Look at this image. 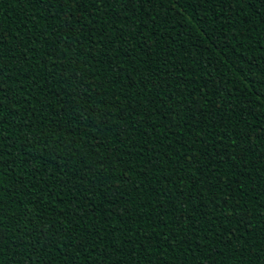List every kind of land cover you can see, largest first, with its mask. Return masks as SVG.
Wrapping results in <instances>:
<instances>
[{
	"label": "trees",
	"instance_id": "obj_1",
	"mask_svg": "<svg viewBox=\"0 0 264 264\" xmlns=\"http://www.w3.org/2000/svg\"><path fill=\"white\" fill-rule=\"evenodd\" d=\"M68 11H71L70 18L65 15ZM105 12L107 15H103ZM102 15L103 19L100 18ZM117 16L122 18L114 19ZM163 18H167V23L162 22ZM66 19L72 31L78 27L71 23L76 19L93 31L86 28L72 36L68 29L61 28ZM122 27L127 28L124 33L126 43L113 39L107 47L102 42L93 47V41H103L113 33L119 35ZM0 31L8 48L14 50L6 49L0 59L4 73L0 85L17 101L9 103L5 100V111L0 119L9 121V124L0 131V136H6V143L15 140L16 144L37 134L43 137L28 147L30 155L38 157L32 162L37 168L32 183L19 165L13 166V175L6 159V166L0 168V184L8 190L20 177L30 192L39 181L46 191L50 190L52 197L43 203V211H40L42 202L29 203L27 193L22 194L20 190L3 196L5 215L15 218L12 227L5 229L8 238L15 240L21 235L16 231L17 227L35 230L31 238L25 236L24 239L25 243L36 247L23 255L35 252L42 264H65L68 260L75 264H136L137 261L139 264H161L162 260L167 264H249V261H255L248 251L236 252L238 245L235 241L223 245L216 241L226 240L228 233L235 232L237 236L243 235L251 252L264 249V242L259 238L264 231V215L261 214L264 212L261 208L264 203V195H261L264 192V180L261 179L264 176V132L260 131L264 128V0H207L200 5L194 4L193 0L187 3L184 0H152L151 3L133 4L126 14L103 4L98 9L87 0L79 9L74 6L61 8L56 0L51 5H39L34 0H19V3L0 0ZM18 43L23 44V48L18 47ZM128 46H133V51L125 55ZM33 47L34 57L28 51ZM117 47L119 54L115 52ZM25 56L28 57L26 62L22 59ZM18 58L19 64L16 63ZM121 60L131 66L116 74L112 69ZM36 61H39V67H36ZM153 70L157 75L150 78L151 82L145 81L148 92H143L144 85L135 81L141 73L147 76ZM70 74L78 75L80 80L74 83ZM81 81L89 84L86 91L90 98L87 101L83 94L70 95L75 84ZM42 85L52 93L60 90L59 96L51 97L50 102L68 101L64 105L65 120L49 117L33 124L35 118L25 114L28 107L36 109ZM75 90L80 93V89ZM150 95L156 96L158 102L155 106L148 105L149 109L154 108L149 120L144 117L143 105ZM169 96H174L179 102L178 107L183 109L179 112V119L167 111L158 119L162 109L177 108L168 100ZM160 98L165 103H160ZM86 105L91 106L87 109L90 113L95 111L98 114L93 116L91 123L86 121L78 125L77 121L67 118L72 112L80 113ZM54 107L59 108V104ZM104 112L112 113L108 117L109 125L115 122L119 128H128L132 133L130 139L127 133L119 137L101 130L104 126L99 125L98 116ZM40 115L37 111L36 116ZM122 115L128 120L121 121ZM142 117L144 123L138 131H133L134 119ZM93 123L97 127L94 128ZM24 124L32 126L24 128ZM151 124L162 125L163 131L157 128L153 132ZM173 124H179V127L173 128ZM77 127L80 131H76ZM62 129L69 130L71 135L64 136L59 143L76 142L73 145L77 150L76 157L68 165L73 177L83 176L88 167L92 172H88L87 180L73 181L78 188H65L62 190L64 194L58 196L61 189L58 175L61 172L66 174L67 170L58 169L57 165L68 159V149L57 148L56 160L49 153L55 146L56 134ZM146 130L148 134L141 136L140 133ZM165 135L167 140L163 139ZM241 136L242 139L237 140L236 152L240 159L235 162V167L231 156L226 163H218L217 150ZM92 144L101 147L90 149ZM206 149L207 154H203ZM12 151L13 154L17 151L15 145ZM227 151L231 154L232 150L228 148ZM81 154L83 165H80ZM104 156L108 159H103ZM149 158L152 163H146ZM157 160L161 163H156ZM185 163L188 167L182 173L178 172ZM97 169L102 175L107 172L116 179L105 177L104 187L85 201L84 188L91 187L93 181L101 184V180L92 175ZM213 169L220 173L218 180L212 179ZM176 175L181 179L176 180ZM45 176L47 182L42 180ZM113 184L119 188L116 195L123 194L119 201L112 195L116 191ZM168 189H171V198ZM181 191L185 194L183 207L175 198ZM225 199L243 206L237 208V212L244 213L251 227L247 223L237 224L232 215H229L231 222L223 219L222 214H228ZM204 202L207 207H198ZM73 205L81 209L79 221L75 215L68 214ZM171 207L176 209L175 216L192 214L198 220L206 217L199 224L201 228H206L209 220L215 217L221 229L219 235L214 237L208 233L207 240H203V233L196 232L189 243L193 248L203 246L189 254L184 245H175L180 237L185 236V231L175 228L170 231L167 217L160 219V212ZM26 209L32 215L26 216ZM84 209H87V215ZM149 211L151 217L146 215ZM49 212L56 215L48 216ZM40 216L48 219L42 222ZM52 220L55 223H50ZM89 221L100 229L98 234L88 235ZM77 223L79 226L75 227L73 235L85 247H71L68 237L63 234L59 244L55 243V236L51 237L48 248L41 249L37 244V241L44 242L45 233L51 235L60 227L67 229ZM144 235L151 243L142 239ZM115 236L121 241L131 240V244H113ZM170 236L174 244L171 248L164 243ZM182 248L185 250L181 251ZM13 258L9 253L4 260L8 262Z\"/></svg>",
	"mask_w": 264,
	"mask_h": 264
},
{
	"label": "snow or ice",
	"instance_id": "obj_2",
	"mask_svg": "<svg viewBox=\"0 0 264 264\" xmlns=\"http://www.w3.org/2000/svg\"><path fill=\"white\" fill-rule=\"evenodd\" d=\"M17 3H19V0H16ZM34 2H36L39 5H51L53 3V0H34ZM85 2V0H56V4L60 5L61 8L64 7H68V8H72V6L75 7V9H79L81 7V5ZM87 2L89 4H95L97 6V8L99 9V6L101 4L105 5L107 8L112 9L113 11L119 10V12L122 13H127L128 8L130 6H132L135 3H151L152 0H87ZM185 3L188 2V0H184ZM207 0H193V3L196 5H200L203 3H206ZM66 16H68L69 18L71 17V11H68L65 13ZM91 15V14H89ZM103 15H107V12H105ZM103 15L100 17L101 19H103ZM122 17L117 16L114 19H120ZM95 20V17H93V21ZM163 23H167V18H163L162 19ZM71 23H75L78 27L76 29V31H72L71 30V24L69 23V20H65L64 24L61 26L62 30L63 29H68V34L72 35V36H77L79 33H82L86 28L88 31H93V29L88 28L87 25L85 24H81L80 21L78 19L76 20H72ZM125 31H127L126 27H122L119 29V35H116V33H113V36L110 38H105L103 41H93V47H95V45L97 43H104L105 47H107L108 44H110L112 42L113 39L120 41L121 43H126V41L124 40V33ZM133 36L136 35V33H132ZM66 42V41H65ZM76 43L78 44L79 41L77 39ZM18 47L23 48V44H19L17 45ZM9 50V51H14L10 48H8V44L7 41L4 39L2 31H0V59L3 58V55L5 54V51ZM29 52L33 53V57L35 56V48H29L28 49ZM133 51V46H128L127 51L125 52V55H127L128 52H132ZM115 52L117 54H119L120 49L119 47H117L115 49ZM78 54V53H77ZM19 56V54H17ZM59 57H56L55 59H58ZM22 59L26 62L28 60V57H22ZM16 63L19 64L20 63V58H18L16 60ZM36 67H39V61L35 62ZM70 66V65H69ZM131 65H125L124 61L121 60L119 61L114 68L112 69V71L116 74H118L119 72H123L125 71L126 67H129ZM4 75L2 67H0V78H2ZM157 75V73L155 72V70H153L152 72H150L147 76H145L143 73L140 74V76L138 77V79L135 81V83L144 85L143 87V92H148V84L145 83L146 80H148L149 82H151L150 78L155 77ZM70 78H72L75 81L80 80V77L77 76H71L70 74ZM33 83H35V80H33ZM131 86V85H129ZM153 88L156 87L155 84L152 85ZM78 88L80 89V93H78L75 89ZM89 89V84L87 82H83L81 81L79 84H75L74 90L70 93V95L72 97H76L78 94H83L85 101H87L90 98V93L86 90ZM178 90L179 89L178 87ZM39 92H40V100L37 104L36 109H33L32 107H28L27 109V113H25L27 116L30 117H34L35 119L33 120V124L41 121L42 119H48L49 117H53L57 120H65V114H64V105L68 103L67 100H56L54 102H50V98L53 96H59V92L60 90H57L56 93H52L50 90L47 89L46 85H42L39 87ZM97 95H100L99 93H96ZM142 93H137L136 95H141ZM33 99H36L35 96H33ZM5 100H7L9 103H16L17 101L13 100V95L8 94V89H6L5 87H3L2 85H0V117L3 116L4 111H5ZM168 100H170L172 102L173 105H177V108H164L161 110L160 112V117H158V119H160L161 117L164 116V113L167 111L169 112L170 115H172L174 118L179 119V112L182 111L183 109H180L178 107L179 102L174 98V96H169ZM101 102H103V97H101ZM158 100L157 97L154 95H150L147 97V103H145L143 105L144 107V117L151 118V116L154 114V108L153 109H149L148 105L151 104L153 106H155L157 104ZM160 103H165V101L163 100V98H160L159 100ZM30 103V102H29ZM73 103H75V101L73 100ZM55 104H59V108H55L54 105ZM90 105H86L85 108H83L81 110L80 113H76V112H72L71 114H69V116L67 117L69 120L71 121H77L78 125H83L85 124V122H92V118L93 116H97V112L92 111L91 113L89 112V110H87L88 108H90ZM114 107H119V105H114ZM39 111L41 113L40 116H36V112ZM21 113H17V115H20ZM112 115L111 112H104L103 115H99L98 119H99V125L104 126L101 130L102 131H107L109 133H111L112 135H116L119 137H124L125 134H128V137L130 139L132 133L128 132V128H119L116 126V123L113 122L111 125H109V120L108 117ZM79 117V119H77ZM15 119V118H14ZM121 121L124 120H128L127 116L122 115L120 117ZM144 123V118L142 117L140 120H135L134 119V127H133V131H138L140 125ZM9 124V121L4 120V119H0V131H3L4 128H6ZM32 125L29 124H24L22 125V127L24 128H30ZM215 126V125H213ZM93 127H97V125L95 123H93ZM151 129L153 132H155V130L157 128H160L161 131H163V127L160 124H151L150 125ZM173 128L179 127V124H173L172 125ZM76 131H80V128L77 127ZM261 132H264V128L260 129ZM147 130L145 132L140 133L141 136L147 135ZM71 132L67 129H62L61 133H57L56 134V141L54 142V147L52 149V151L49 153L50 156H52L53 160L58 159V157L55 155V151L57 148H64L66 147L68 149L67 151V157L68 159L63 161L62 163L57 165L58 169L61 170H67L66 174L64 172H61L58 175V180L61 183V189L58 190V196H62L63 193V189L67 188L69 190L71 189H76L78 188V184L76 182L73 181H83V180H87L88 179V172H92V168L88 167L87 171L84 173L83 176L81 177H73L71 170L68 168L69 162L73 161L76 157L77 154V150L76 148L73 146L76 142L73 140L71 141L69 144L64 145L59 143V141L64 138V136H70ZM232 136H236L235 133H232ZM6 136H0V168H4L5 165V160L7 159L8 161V167L12 170L13 175H15V169L13 166L15 165H19L21 167L22 172L25 175L30 176L29 179V183H32V179L34 178L35 175L37 174V168L36 166L32 163L33 160L37 159V156H32L30 155L29 151H28V147L29 145H34L35 142L40 141L41 139H43V137L40 134H37L35 136H31L29 137L27 140L25 141H21L20 144H16L15 140L6 143ZM155 139L159 140L161 139L160 137H155ZM164 140H167V135H165L163 137ZM242 139L241 137H236V139H232L230 140V142L226 145L223 146L222 149H218L216 152L217 156H220V160L218 161V163H226L229 156H231L233 158L234 161V167H235V162L239 161V157L236 156V152L238 151V146H237V140ZM169 143H171V141H169ZM13 145H15L17 151L15 152V154H13L12 148ZM101 147V145L99 144H92L90 146V149H95V148H99ZM141 147H143V145H141ZM213 148L216 147V145H212ZM231 148V154L228 153L227 149ZM203 154H207V149L205 150V152ZM112 155H115V153H112ZM161 155H163V153L161 152ZM42 159V157H40ZM103 159H108L107 156H104ZM99 162V161H97ZM169 163H171V160H168ZM129 163H131V161H129ZM146 163H152V158H149L148 161H146ZM156 163H161L159 160L156 161ZM201 163H203V161H201ZM84 164V160H83V156L81 154V159H80V165ZM188 167V164L185 163L184 165L181 166L180 169H178V172H183L184 168ZM262 168H264V164H262ZM214 175L212 176V179H217L220 175V173L216 170L213 169L212 170ZM161 174L163 175V165H161ZM93 176H95L97 179L101 180V184L97 185L95 183V181L92 182L91 187H87L84 188L82 195L84 196V200L87 201L89 199H91V197L96 196L97 191L101 188L104 187L103 184V180L105 179V177H107V179L109 180H113L116 179L115 177H112L110 173L104 172L102 175V172L100 169H97L95 172L92 173ZM121 175H123V173H121ZM176 180H180L181 176L180 175H176ZM47 176L42 177V180H44L45 182H47ZM124 179L126 180L127 177L125 176ZM262 180H264V176L261 177ZM67 180L68 183H64V181ZM219 182V181H218ZM141 187L142 182H141ZM226 186V185H225ZM113 188L116 189V191H113L112 195L116 197V200L119 201L123 198V194L120 195H116V193L119 191L118 185L113 184L112 185ZM215 187V186H213ZM20 190L22 192V194L27 193L26 199L28 200L29 203L36 205L37 201H41V205L39 206L40 211H43V203L47 202V200L51 197V192L50 190L45 189V187L40 186L39 181H37V183L34 185L33 190L32 191H28V185H26L24 183V180L20 177H17V181L15 184H13L10 189L6 190L5 187L3 186V184H0V264H42L39 256L36 255L35 252L32 253V255H23L22 253L25 251H28V249L30 248H35L36 245L35 244H31V243H25V236H28L29 238H31L32 235V231L35 230H28L27 228H19L17 227L16 231H19L21 233V235L17 236L15 240H10L8 238V236L6 235L5 229L12 227L15 218L14 217H10V216H6L4 213V207H3V196L4 195H11L12 193L16 192ZM162 191H164L162 189ZM131 194V193H129ZM168 194L169 197L171 198V189H168ZM261 195H264V192L261 193ZM184 197L185 194L183 191L180 192V195L175 197L177 200H179L181 202L180 207H183V202H184ZM71 199V198H70ZM197 199H199V197H197ZM109 203H111V201H108ZM60 203H63V201L61 200ZM225 207L228 208V214H222L223 215V219L225 221L231 222L229 220V215H232V219L236 220L237 224L240 225H244V224H248V227H251L250 222L247 220L246 216L244 215V213L241 212H237V208H242V205H236L234 203H232L229 199H225L224 201ZM198 207H207V203L204 202L202 204H200ZM261 208L264 209V203L261 204ZM81 211L80 208H78L76 205H73V209L68 213L69 216H76L77 221H79L81 219V217L78 215V213ZM125 214H127V209H124ZM175 212L176 209L175 207H171V208H167L163 211L160 212V219L163 220L164 217H167V221L166 224L170 226V231H173V229H179L181 231H185V236H182L179 238V240H177L175 242L176 246L179 245H184L187 252L189 254H191L194 251H198L200 247H202L203 245H197L196 248L191 247V244L189 243L192 240V236L196 233V232H201L203 233L201 239L203 240H207V234L211 233L214 237L218 236L221 229L217 226L216 222H215V217L211 218V220H209L208 222V226L206 228H201L199 227V224L201 223V221L206 220V217H200L199 220L195 219L193 217L192 214H189L187 216H184L183 214H180L179 216H175ZM84 214L87 215V209H84ZM93 214H95V211L93 212ZM262 215H264V212L261 213ZM25 215L26 216H30L32 215V213H29L27 211V209L25 210ZM56 214L49 212L48 216H52L54 217ZM146 215L148 217H151V212L149 211L148 213H146ZM197 215H199V213H197ZM48 217L47 216H40V220L43 222L45 220H47ZM8 221L7 224H5V221ZM50 223H55V220L50 221ZM79 223L72 225L70 227H68L67 229H65L64 227H60L58 229H56L55 231H53L51 233V235H49L48 233H45L43 236V243H40L39 241H37V244H39V247L41 249L44 248H48L51 246L50 241H51V237L55 236L56 240L55 243L59 244L60 243V236L66 235L68 237V240L71 244V247L76 248L78 245L79 247H85V245L76 240L75 235H73L74 229L75 227H78ZM39 231H43V229H40ZM100 231V229L96 228L95 223L89 221V232L88 235L90 236H94L95 234H98V232ZM109 235H113V233H109ZM228 238L226 240H219L217 239L216 243L218 245H223V244H232L233 241L236 242V244L238 245V247L235 249L236 252H241L243 253L244 251H248L249 254L251 256L255 257V261H249V264H264V249H257L255 253L251 252V246L247 245L243 239V235L241 234L240 236H237V234L235 232H230L227 234ZM260 240L262 242H264V231L261 232L260 234ZM143 240L148 241V243H151L150 238L147 235H144L142 237ZM117 242H122V243H126V244H131V240H124L121 241L119 236H115L113 239V244L117 243ZM165 244H167V246L169 248L173 247V237H168L165 239L164 241ZM13 249H15V252H13ZM185 249L182 248L181 251H184ZM12 254V256L14 257L12 260L6 262L4 260V257L6 256V254ZM213 255H215L216 253L213 252ZM65 264H75L74 261L72 260H68L65 261ZM136 264H139V262L137 261ZM161 264H167V261L162 260ZM175 264V262H174ZM180 264H183V262H180ZM241 264H243V262H241Z\"/></svg>",
	"mask_w": 264,
	"mask_h": 264
}]
</instances>
